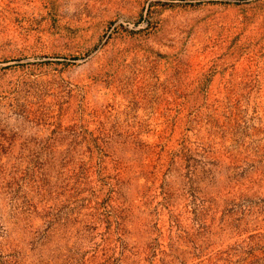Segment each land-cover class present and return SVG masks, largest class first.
I'll return each instance as SVG.
<instances>
[{"label": "rangeland", "instance_id": "obj_1", "mask_svg": "<svg viewBox=\"0 0 264 264\" xmlns=\"http://www.w3.org/2000/svg\"><path fill=\"white\" fill-rule=\"evenodd\" d=\"M0 264H264V0H0Z\"/></svg>", "mask_w": 264, "mask_h": 264}]
</instances>
